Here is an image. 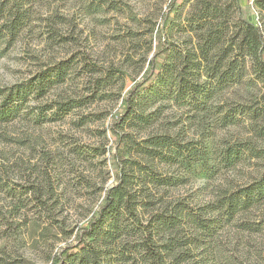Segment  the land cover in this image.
Masks as SVG:
<instances>
[{"label": "rangeland", "instance_id": "374dc122", "mask_svg": "<svg viewBox=\"0 0 264 264\" xmlns=\"http://www.w3.org/2000/svg\"><path fill=\"white\" fill-rule=\"evenodd\" d=\"M194 1L33 0L24 7L28 30L10 43L0 37V88L27 84L60 63L66 67L61 83L38 100L30 97L18 118L0 124V264H58L73 253L76 235L95 218L119 182L121 160L129 158L118 133L139 145L169 135L184 156L203 151L204 167L198 155L190 167L170 168L182 179L175 194L193 205L213 201L226 184L246 186L262 172V160L223 162V150L245 135L241 126L219 125L217 109L239 88H217L204 107L197 96L178 98L176 73L160 77L170 53L190 47L185 20ZM239 1L241 18L257 20V0ZM193 75L187 80L205 81L201 71ZM127 99L135 100L141 119L133 128L124 114ZM54 102L69 112L53 115ZM39 108L43 121H35ZM163 165L157 160L156 171H168ZM32 186L47 191L42 201L50 216L25 201ZM18 200L27 207L7 214ZM215 237L243 264H264V197L249 216L219 223Z\"/></svg>", "mask_w": 264, "mask_h": 264}, {"label": "trees", "instance_id": "16d2710c", "mask_svg": "<svg viewBox=\"0 0 264 264\" xmlns=\"http://www.w3.org/2000/svg\"><path fill=\"white\" fill-rule=\"evenodd\" d=\"M31 1L0 3V37H7L10 43L28 30L29 14L24 7ZM255 7L258 19L243 20L239 0L194 1L185 20L190 47L170 53L160 77L169 71L176 73L178 98L197 96L204 107L219 91L217 88H239L217 109L222 113L219 125L241 126L245 135L236 137L238 144L223 150V162L237 164L243 156L262 160V172L250 178L246 186L226 184L216 190L213 201L193 205L175 194L182 179L170 168L190 167L198 155L201 161L204 159V167L203 151L197 154L191 150L184 156L182 146L169 135L148 138L140 148L130 134L114 131L130 154L119 165V182L108 192L95 218L76 235L73 253L64 260L60 258L58 264H243L237 255L220 247L215 232L223 220L228 223L249 216L254 203L264 197V0H257ZM65 71L64 63H60L51 70L36 72L27 84L0 88V124L18 118L30 97H44L63 81ZM200 71L205 76L202 84L187 80ZM125 103L127 126L133 128L141 120L134 111L135 100ZM53 106L57 107L53 115H66L70 110L60 102ZM37 111L32 113L35 121H43L44 109ZM157 160L168 171L157 172ZM166 188L168 193L162 191ZM27 189L25 201L35 203L50 216L51 210L42 201L47 191L39 186ZM23 203H11L7 214L16 216L27 207ZM245 225L251 226L247 222Z\"/></svg>", "mask_w": 264, "mask_h": 264}]
</instances>
